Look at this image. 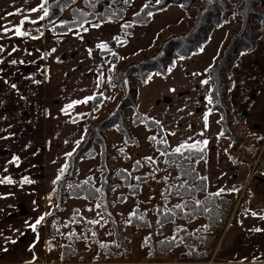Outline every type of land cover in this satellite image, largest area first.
<instances>
[{
    "label": "rangeland",
    "instance_id": "rangeland-1",
    "mask_svg": "<svg viewBox=\"0 0 264 264\" xmlns=\"http://www.w3.org/2000/svg\"><path fill=\"white\" fill-rule=\"evenodd\" d=\"M106 4L107 1L100 10L96 7L95 11H101ZM198 4L199 1L196 6ZM76 5L81 7V0H78ZM195 11L196 7L190 11L180 8L168 9L155 17L154 22L141 24L145 27L137 36L136 23L132 22V17L125 23L130 25L129 27H121L116 38L124 42L119 44L115 39V45L122 47L127 44V40L131 43L117 51L108 49L117 55L116 63L111 64L110 56L101 53L109 56V64L104 71L100 67L104 85L103 101L100 110L93 113L92 124L107 116L123 95L122 87L110 83V75L120 70L128 61L135 62L153 55L160 41L167 36L187 31ZM63 15L66 18L64 21L71 18L68 9H64L61 16ZM57 20L55 23H59ZM120 20L104 23H116ZM50 25L53 27L54 23ZM239 28L240 17L234 14L227 23L213 31L199 53L188 59L176 58L167 77L153 74L145 84L132 79L138 91V111L146 115L151 114L150 117L162 124L164 138L170 149L184 142L208 141L209 158L198 161L196 169L206 177L207 191L220 192L223 189L222 192L232 200L234 207L225 224L204 229L205 233L200 238H191L190 244L205 250L204 257L188 259L185 242H180L174 250L166 254H148V238L155 241L164 236L172 237L176 235L177 227L192 231L205 224L203 219L191 223L176 219L155 231L152 208L162 206L165 198H168L169 204L180 200L170 195L172 190L177 188V172L175 166L166 165L161 151L148 140L149 135H159L144 125H133L130 121L133 110L127 107L124 114L128 118L130 139L126 140L115 129L105 132L111 146L112 158L108 162L109 167L115 172L121 168L129 173L127 184H123V180L116 173L113 174L106 191L109 209L122 229L124 244L120 245L114 241L111 219L100 222L103 213L94 201L65 194L61 203L56 206L55 198L49 193L46 211L51 212V215L45 216L44 222L47 240H50V258L55 264H63L59 261L60 251L61 246L67 243L74 245L76 253L68 258L69 262L66 264H264V171L261 168L264 162V30L257 41L256 49L242 53L231 76L226 78L232 84L228 105L232 110L234 128L238 135L235 147L229 139L220 137V125L216 117L218 113L214 112V116L209 112L207 97L210 85L201 82L207 78L206 68L214 65L229 38ZM206 114L207 127L204 120ZM260 139H263L261 144L258 141ZM256 148L259 150L254 157ZM95 150L94 156L84 157L78 162L76 181L91 176L96 186H101L103 173L98 169L100 156L97 145ZM17 155L13 150L0 149V171H11L9 162L19 165V159L14 160L18 158ZM146 157H151V161L142 162ZM137 161L140 163L136 168L134 163ZM155 197L161 204L155 203ZM75 209L85 220L98 223L87 226L86 223L79 222L72 216ZM135 210L149 217V228L137 229L128 223L129 216ZM51 225L60 228L61 234L51 236ZM204 238H207V244L201 247L200 240ZM187 239L188 237L182 236L180 238L181 241ZM106 254L112 257H107ZM109 260L112 261L107 262Z\"/></svg>",
    "mask_w": 264,
    "mask_h": 264
},
{
    "label": "trees",
    "instance_id": "trees-1",
    "mask_svg": "<svg viewBox=\"0 0 264 264\" xmlns=\"http://www.w3.org/2000/svg\"><path fill=\"white\" fill-rule=\"evenodd\" d=\"M102 1L104 0H92L94 7H91L85 0H81L82 6L79 7L76 5L78 0H60L59 7H53L56 0H47L46 6L49 7L50 16L45 20H40V26L45 28L47 25L54 23L52 27L54 33H66L72 29H81L79 25L84 20L96 21V23L113 22L124 17L125 10L132 0H128L127 3H125V0H106L107 4L103 9L99 12L95 11L97 5ZM197 1H199V4L196 6ZM145 3H150V7L142 12L141 9ZM143 5L133 14V23L147 24L150 22L152 16H147L146 12L151 11L155 14L167 9L171 5L178 6L183 11H190L192 8L196 7V11L193 14L192 23L187 31L167 36L160 41L153 55L135 62L128 61L120 70L110 75V83L122 87L123 95L109 111L107 116L101 118L94 124L84 126L81 137L68 152L72 153V155H66V171L61 176V179L54 183V188L50 192L51 196L55 198L57 202L56 206L61 203L65 194L74 198H85L88 201H94L96 206L99 204L100 207L98 208L103 213L100 222L103 223L108 218L111 219L114 241L120 245L124 244L125 238L122 234L120 225L114 220L111 214L106 191L108 189V181L113 174L116 173L117 176L123 180V184H127L129 173L121 168L115 172L109 167L108 162L112 158L110 154L111 146L105 132L115 129L126 140L130 139L127 127L128 118L124 114V109L129 107L133 110L130 120L131 123L133 125H144L147 129L155 130L159 137L155 136L156 140L152 141L149 140V137L154 135H149L148 140L154 143L155 147L161 151V153L165 152V150H167L168 153L172 151L168 143L164 145L159 142L161 139H165L162 124L155 118L138 111V103L136 101L138 91L133 85L132 79L141 83H146L153 74L167 77L171 68L174 66L176 58L188 59L199 53L209 41L213 31L227 23L234 14H237L240 17V28L229 38L221 56L216 59L214 65H210L206 68V79L209 80L210 85L208 97H212V103L209 109H211V112L219 114L218 123L220 125V137L229 139L235 147L238 135L234 128L235 121L232 118V110L228 105L229 92L232 88V84L228 82L226 78L231 76L232 70L242 53L252 52L256 49L257 41L261 38L262 30H264V0H161L159 4L156 3L155 0L146 1ZM64 9L69 10L71 18L63 21L67 23H55L63 14ZM80 13L84 15L81 16ZM136 13H140V16L137 17ZM119 41V44L124 42L120 39ZM101 53L110 56L111 64L116 63L118 57L116 54H112L114 53L113 51H101ZM94 72L100 76L101 68H95ZM93 97H95V99L87 103L90 105L91 112L95 113L98 112L101 107L103 94H97ZM85 116L86 114L75 117L73 120L80 118L84 119ZM258 141L259 144H261L263 139ZM96 145L99 148L100 156L98 169L103 173L101 186H96L91 176H86L76 181L78 162L84 157L94 156L96 153ZM201 146L204 147L203 145ZM258 150L259 148L254 149V157ZM206 154L207 151L205 148L203 153L196 152L192 154L191 160L186 158L189 155L187 151L184 152L183 156L179 154L175 157L163 155L165 163L175 166L177 172V188H174L170 195L180 200L177 203L174 201L173 204H169L168 198H165L164 203L162 202V206H153L154 208L152 209L154 210H152V213L155 231H159L162 225L172 223L176 219L185 221L186 223L203 219L205 226H199L192 231L177 227L176 229L178 231L176 235L172 237L164 236L155 241L148 238V254L150 256H153L155 252L169 253L174 250L180 242H185V251L188 252V256L186 254V257L188 259H201L205 255V250L190 244L191 238H200L202 234L205 233L204 229H210L218 224H225L227 222L229 213H231L234 207L232 200L223 192H220L219 196L213 195L218 191H207V179H199L206 177L201 175L196 169V164L200 160H206ZM142 162L150 161L143 158ZM134 165H136V168L139 167L137 162H135ZM261 168L262 171H264V162H262ZM86 180L89 181L88 184H84ZM69 185H79L80 187L70 188ZM97 188L100 189V192L94 191V189ZM196 200L204 203L197 206L193 203ZM178 204L184 205V207L176 208L175 206ZM205 208H207L208 211H204ZM132 213H135V217H133L132 214L129 216L128 223L130 220L132 221L129 224L137 229H147L150 227L151 222L148 216L138 213L137 210ZM72 216L79 220V222L86 223L87 226H93L95 224L85 220L76 209L73 211ZM141 217L142 219H139ZM44 220L41 223H43ZM49 229L51 236H58L61 234L60 228L53 225H51ZM197 230H199L198 233H196ZM181 236L188 237V239L186 241H181ZM173 237L175 239H172ZM49 241L50 240L47 242V246ZM205 244H207V238L201 239L200 246L203 247ZM60 253V262L66 264L69 262L68 258L74 256L76 253L74 245L72 243L63 244ZM105 256L112 257L108 254ZM178 258L180 259L179 255ZM110 261L112 260L107 262ZM79 262L80 261H78V263Z\"/></svg>",
    "mask_w": 264,
    "mask_h": 264
},
{
    "label": "crops",
    "instance_id": "crops-1",
    "mask_svg": "<svg viewBox=\"0 0 264 264\" xmlns=\"http://www.w3.org/2000/svg\"><path fill=\"white\" fill-rule=\"evenodd\" d=\"M144 2L133 0L119 22L94 28L91 24L96 22L90 21L84 25L88 31L76 28L56 34L52 25L40 26L42 10L31 11L42 0H0V149L19 155V165L9 162L11 171H0V179L10 177L13 181L0 183V264H55L47 246L46 223L37 225L35 232L30 225L47 213V195L64 168L66 154L81 137L84 126L93 123L90 105L73 102L103 94V75L93 70L102 67L104 71L109 56L102 55L97 44L107 42L114 51L130 45L127 40V44L117 47L114 37ZM171 8L179 9L171 5L153 14L149 24ZM25 16L29 22L22 30L31 27L37 35L21 37L14 30L3 31L5 27L20 26ZM65 19L63 15L57 22ZM135 27L137 36L145 26ZM69 104L73 107L67 109ZM84 114V119L73 120ZM216 117L219 119V114ZM208 149L207 143L206 158ZM25 178L32 182L24 183Z\"/></svg>",
    "mask_w": 264,
    "mask_h": 264
},
{
    "label": "snow or ice",
    "instance_id": "snow-or-ice-1",
    "mask_svg": "<svg viewBox=\"0 0 264 264\" xmlns=\"http://www.w3.org/2000/svg\"><path fill=\"white\" fill-rule=\"evenodd\" d=\"M85 2L91 6V7H94V4L92 3V0H85ZM128 0H125V3H127ZM161 0H156V3H160ZM47 5V0H43V3L41 5H39L38 8H33L31 9L32 12H36V11H41L43 12V15H41L39 17V20H45L46 18H48L50 16V11H49V7L46 6ZM60 5V0H56V3L53 5V7H59ZM150 7V3H145L143 5V8L141 9V11L143 12L144 10L148 9ZM78 11V10H76ZM9 15H12V13H9ZM81 16H83L84 14L83 13H80ZM146 15L147 16H152L153 13L151 11H148L146 12ZM136 16L139 17L140 16V13H136ZM25 22H29L28 21V17L25 16L24 20L21 21V25L20 26H15L14 29H9L7 27L3 28V31L4 32H8V31H12L14 30V33L15 35L17 36H21V37H24V36H29L30 33L27 31V30H22L23 28V25ZM31 23L35 24L36 21H30ZM62 23H67V22H62ZM85 23H91L90 21H87V20H84L82 23H80V28L83 29V31H88V28H85L84 27V24ZM101 25L100 23H94V24H91V27H94V28H99ZM130 25H123L124 28H127L129 27ZM42 35V33H41ZM33 39H36L38 37H35L33 36L32 37ZM114 39H117L118 42L119 39L118 38H115ZM97 48L101 49V50H108L109 49V45L107 44V42H101L99 44H97ZM0 51H2V49H0ZM13 51H16V49L14 48ZM90 53H91V50H90ZM113 55H115V53H112ZM12 63H16V61H12ZM103 81V77H101V82ZM202 83L204 84H207L209 83V80H203L201 81ZM114 86V85H113ZM12 87H16L15 85H13ZM95 99V97L93 96H90V97H86L83 101H74L73 104H77V103H87L89 100H93ZM208 99V103L211 104L212 103V97L209 96L207 97ZM73 104H69L67 106V109H70L73 107ZM209 112H211V109H209ZM204 120H205V127H207V114L205 115L204 117ZM158 123V122H157ZM201 135H203V133H201ZM191 139V138H189ZM149 140H152V141H155L156 140V137L155 136H150L149 137ZM161 144H164V145H167V140L166 139H161L159 141ZM208 141L207 140H203V141H195L194 143H187V142H184V143H181L178 147L172 149L171 153H168L167 150H165V152L162 153V155H171L173 157H175L177 154H179L180 156H183L184 155V152L187 151L189 153V155L186 157L187 159L191 160V157H192V154L196 153V152H199V153H203L205 151V148H206V145H207ZM201 145H203L204 147H202ZM66 155L68 156H71L72 153H67ZM146 160L148 161H151V157H146L145 158ZM14 160H18V158H14ZM139 161H137V165H139ZM67 169V165L64 166V168L60 169V173L61 175L60 176H57L56 177V181H59L61 179V176L63 175V173L66 171ZM137 179H139V177H137ZM201 180L203 179H206V178H199ZM56 181H53V183H55ZM32 181L28 180L27 178H25L24 180V183H31ZM0 183H8V184H11L13 183L12 179L10 177H5V178H2L0 179ZM89 181H84V184H88ZM70 188L72 187H76V188H79L80 186L79 185H76V186H73V185H69ZM95 192H100V189H94ZM223 189L220 190V192H222ZM220 192H217L213 195L215 196H219L220 195ZM195 205L197 206H200L202 205L204 202L202 201H199V200H196L193 202ZM97 207H100V205L98 204ZM176 208H183L184 205H176L175 206ZM168 211H171V210H168ZM204 211H208L207 208L204 209ZM48 215H51V212H48V213H45L43 216L37 218V220L35 221L34 224L30 225V227L32 228V230L35 232L36 231V227L37 225L41 224V222L44 220L45 216H48ZM252 215H257L256 213H252ZM132 216L135 217V213H132ZM139 219H142L139 218ZM132 221L130 220L129 223H131ZM90 223H98V221H91ZM255 231H260V229H254ZM172 239H175L174 237ZM15 241H13L14 243ZM101 247H104V245H101Z\"/></svg>",
    "mask_w": 264,
    "mask_h": 264
},
{
    "label": "built area",
    "instance_id": "built-area-1",
    "mask_svg": "<svg viewBox=\"0 0 264 264\" xmlns=\"http://www.w3.org/2000/svg\"><path fill=\"white\" fill-rule=\"evenodd\" d=\"M28 31H29L30 34H36V30H35L34 28H31V27H30ZM166 165H167V164H166ZM154 201H155V203H159V204H161V202H159L158 199H157L156 197H155Z\"/></svg>",
    "mask_w": 264,
    "mask_h": 264
}]
</instances>
